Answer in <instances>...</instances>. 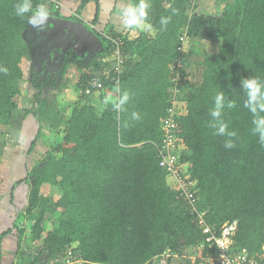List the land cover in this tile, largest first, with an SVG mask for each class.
<instances>
[{"label":"trees","instance_id":"trees-1","mask_svg":"<svg viewBox=\"0 0 264 264\" xmlns=\"http://www.w3.org/2000/svg\"><path fill=\"white\" fill-rule=\"evenodd\" d=\"M20 2L0 0V69H7L0 71V130L10 125L15 112L35 117L44 90L75 74L77 99L68 107L61 143L53 146L41 135L44 126L38 120L27 150L26 157L40 141L50 148L43 166L25 179L26 184L34 179L24 215L32 222V243L40 248L32 261L18 264H48L68 250L84 264H171L187 249L198 256L194 261L185 258L184 264H201L209 252L218 251L208 247L197 212L205 213L204 221L218 234L223 224L236 223L232 248L258 257L264 245V125L258 128L255 121L264 112L257 108L254 114L245 106L248 97L241 80L255 77L264 90V0L216 3L213 14L201 12L199 0H147V19L133 40L108 27L99 33V0H81L76 15L95 4L89 26L102 42V59L113 54L111 39H122L126 59L121 72L114 75L112 61L107 69L90 71L82 58L61 61L57 71H50L39 55L41 73L30 77L37 91L34 103L18 87L20 63L36 38L28 17L43 5L49 16L81 21L65 17L51 0H31L30 13L21 18L15 14ZM126 2L132 8L139 0ZM107 31L109 38L103 35ZM211 37L220 41L218 51L198 61V77L191 83V53L189 48L183 51V44ZM92 79L99 86H92ZM173 88L176 106L185 110L174 116L178 162L191 184L197 212L158 156L161 122L171 108ZM111 92L115 97L108 96ZM218 92L224 94V106L214 117ZM231 101L236 107L229 109ZM221 121L227 128L218 134ZM44 185L59 190L60 196L40 195ZM19 227L14 226L20 242Z\"/></svg>","mask_w":264,"mask_h":264},{"label":"rangeland","instance_id":"rangeland-1","mask_svg":"<svg viewBox=\"0 0 264 264\" xmlns=\"http://www.w3.org/2000/svg\"><path fill=\"white\" fill-rule=\"evenodd\" d=\"M199 1H201L200 2L201 12L206 13V14L208 13L213 14L215 13L216 3H220V2H224L228 0H199ZM80 2L81 0H78V3ZM91 3L94 4V2H91ZM110 4L114 5V2ZM124 9H126V3L123 0H117L116 14H118L119 17L117 16L116 20L118 24L117 26H119L120 24L121 30L128 29V26L124 27L125 24L123 21L125 18L121 16V12ZM77 16L79 17L80 15H77ZM89 23L91 24V21H89ZM86 24H88V22ZM141 27L142 25L139 28L131 30L132 34H129L127 39L133 40L136 37H138ZM109 33L110 32L107 31V32H104L103 34L106 35ZM219 45H220V41L217 38H212V37L207 40L193 39L190 42L189 40L184 42L183 48H182L183 51H186V48H189L190 53H191L190 56H191L192 64H191V68H189L190 71L188 70L189 73L191 74L188 80L191 83H194L198 77V72H197L198 67L196 65L198 61L202 60V58L206 54L217 52ZM39 55H41V53L38 47L36 46V44L34 43L31 53H29L28 57L22 59L20 63V67L23 72V77L19 81L18 87L20 89V93L22 97H24L25 99L33 103H34V99H35L37 91L33 89L31 82H30V77L32 73H35V72L41 73L40 71L42 69V65H39L40 64ZM52 60L53 58H50L51 62L49 64V67L47 66L48 70L54 71V69L56 68V71H57V69L60 66V63H59L60 59H57L54 62ZM96 60L97 59L93 58L91 61H89L86 64L85 68L89 69L90 71L93 70L94 72H96L97 71L96 65L97 63H99V61L98 60L96 61ZM46 63H47V59H46ZM66 80H67V82L65 83L67 85L66 87H70V89L74 92L73 87L76 82V74L70 78H67ZM54 92L55 90L49 89L47 94H45V96L43 97L42 105H40L35 111L36 117L37 118L41 117L40 119L41 121H43L42 123L44 124V130L42 131V134H46L47 139H50L53 142V146L60 144L62 141L61 130L63 128V123L69 117L68 109H70L68 108L69 106L61 107L56 103L57 101H59V96L57 95L55 97ZM112 93L113 92L108 94V96L109 97L112 96ZM113 96H114V93H113ZM177 111L179 112V115L185 113V110L181 106L177 107ZM37 118L24 117L22 113L15 112L12 116L10 125L0 130V170H1V167L8 168L7 165L12 164L14 161H15V164L22 165L24 169L26 170V172H29L30 170L34 169L37 166H43V160L49 157V149H50L48 148V146L45 145L44 141L39 142V145L35 147V150L27 157V159L23 157L24 154L27 153V150L31 144V141L33 140V137L37 132V129H38ZM46 128L48 131L46 130ZM42 139L44 140V138ZM33 185H34V179L32 177L30 180L29 193L31 189L33 188ZM39 190H40L39 192L40 195L50 196L54 200H56L60 196L59 190L52 188L48 185L39 187ZM18 221L19 220L15 218L13 220V223H18ZM29 229L31 231V226L29 227ZM29 238L31 239V236ZM197 256L198 255L194 253V249H187L182 253L181 256L173 257L171 260V264H184L185 258H188L194 261L197 258ZM32 259L30 261H32ZM45 261H47V258L45 259ZM157 262L158 260L154 261V263H157Z\"/></svg>","mask_w":264,"mask_h":264},{"label":"crops","instance_id":"crops-1","mask_svg":"<svg viewBox=\"0 0 264 264\" xmlns=\"http://www.w3.org/2000/svg\"><path fill=\"white\" fill-rule=\"evenodd\" d=\"M62 1H63L62 13L65 17H68V15L71 14L72 12L75 13V11H77L80 5V3H78V0H62ZM111 1L112 0H99L100 3L99 19H98V23L95 26L96 30L99 33L100 32L102 33L104 29L108 27L107 29H111L116 33L124 32L126 37H128L129 34H132L131 30L133 29L121 30L120 24L119 26H117L118 25L116 20V17L118 16V14H116L117 0H113L112 2ZM123 1L126 3V9L130 8L129 3L126 2V0ZM113 2L114 5L110 4ZM95 10H96L95 4L91 2L87 4L86 7L81 12V14H79L81 20H83L84 23L88 22V24H90L89 21L93 19ZM125 26L126 25H124V27ZM101 29H103V31ZM98 61L99 63L96 62L97 69L99 68L107 69L109 66H111L110 65L111 58H104V59L99 58ZM66 82L67 80L66 81L63 80L57 85L55 89H53L55 90L54 92L55 97L57 95L59 96V101H57L56 103L61 107L70 106V104L74 103L77 99L76 93L73 92L70 89V87H66L67 86L65 84ZM48 90L49 89L44 90V93L40 98L39 106L42 105L43 97L45 96V94H47ZM35 100H36V96L34 101ZM29 117H33V116H29ZM35 118H37L36 115ZM40 118L39 117L37 118V122L38 120L41 121ZM42 122L43 121H41V124L44 126ZM42 131H41V135H43L47 139L46 134H42ZM23 157L27 159L26 154H24ZM7 166L8 168L1 167L0 170V237H1L0 264H14V263H19L20 261L28 263L33 258V255H35L40 248L39 243L33 244L32 240L29 238L31 236L29 227L31 226L32 222H29L27 214L24 215L29 205L28 195L30 189L29 188L30 182L28 184H26L25 182V179L27 178L29 172H26V170L22 165L15 164V161L12 164H8ZM15 218L19 220L18 223H13V220ZM15 224L20 226L19 228H21V231H23L20 242L18 236V229L14 228Z\"/></svg>","mask_w":264,"mask_h":264},{"label":"built area","instance_id":"built-area-1","mask_svg":"<svg viewBox=\"0 0 264 264\" xmlns=\"http://www.w3.org/2000/svg\"><path fill=\"white\" fill-rule=\"evenodd\" d=\"M51 3H55V9L61 10L63 5L61 0H51ZM47 8V6H45ZM104 35V34H103ZM104 37L109 38V36L104 35ZM113 43V54L111 56L112 66L111 69L114 75L118 76L121 72L123 64L125 62L126 56L122 52V39L115 37L111 39ZM103 75L108 76V71H104ZM177 78V77H176ZM174 79V82L176 81ZM114 82L118 83V78H114ZM91 85L95 86L97 84V79L91 80ZM173 99L171 100V108L168 110V115L161 122V128L163 132V141L158 145V156L160 157V166L165 168L173 178L176 180L177 187L181 190L184 200L187 204L195 210L194 198L191 193L188 182L186 178H183V167L178 162V156L180 152V145L177 142L175 135L176 123L174 121V116L179 115L177 111L175 97L177 94L176 88L172 89ZM196 211V210H195ZM197 212V211H196ZM198 213V224L202 227L203 233L207 235L206 243H208L209 248H215L218 253L213 255L209 252L206 257L202 259L201 264H264V245L261 248V252L258 257L251 255L245 249L236 251L232 248V240L237 232L236 223H225L219 229V234L214 229L206 224L203 219L205 215L204 212ZM264 236V227H263ZM18 264V263H14ZM48 264H84L83 260L72 251H65L61 258L50 261Z\"/></svg>","mask_w":264,"mask_h":264},{"label":"clouds","instance_id":"clouds-1","mask_svg":"<svg viewBox=\"0 0 264 264\" xmlns=\"http://www.w3.org/2000/svg\"><path fill=\"white\" fill-rule=\"evenodd\" d=\"M61 3L63 4L62 0H61ZM150 7L151 5L150 3L147 2V0H139V3L135 7L124 9L121 12V16L125 18L123 21L124 24L134 29L139 28L143 24V22L147 19L148 11ZM31 9H32L31 0H21V2L18 3L15 7V14L18 17L24 18L27 14L30 13ZM59 11L62 12V9ZM70 16H74L77 19H79L80 17V16L78 17L76 13H73V12L68 15V17ZM48 17H49V13L47 9L44 8L43 5H41L39 10L32 12V14L28 17V19H29V23L33 27H38L39 25L46 24L48 21ZM65 19H68V18H65ZM80 21L83 22L82 20ZM161 22L166 23L167 21L162 18ZM148 27L149 29H151V25H149ZM0 71L6 72L7 69H0ZM241 85L243 89L245 90V93L248 97V100L245 106L248 107L251 110V112L254 114L257 112V108H259L261 112H264V90H262V86L258 83L257 78L253 77L250 79L241 80ZM126 99L127 97L125 96L121 100V103H123L124 100ZM214 101H215L216 111H214L212 115L214 117H219L220 109L224 106V94L222 92H218L214 97ZM227 107L229 109H232L236 107V104L234 101H231L228 103ZM255 123L257 124L258 128L264 125V117L259 118L258 120L255 121ZM226 128H227V125L225 123H223L222 121L219 122L218 134L225 133ZM261 141L262 143H264V134H262L261 136ZM227 146L231 147L232 145L229 144Z\"/></svg>","mask_w":264,"mask_h":264},{"label":"water","instance_id":"water-1","mask_svg":"<svg viewBox=\"0 0 264 264\" xmlns=\"http://www.w3.org/2000/svg\"><path fill=\"white\" fill-rule=\"evenodd\" d=\"M43 25L51 28V31L54 32V39L57 36L63 35V39L71 42V46L73 47L75 52L80 55H83L82 52L84 51L89 53L90 51H98V53H100L101 51L99 52V50H102L101 40L96 35H94L93 31L90 29V26L86 23L76 22L69 19H59L53 16H49L47 23ZM43 25H39L38 27L34 28L36 35L35 44L38 47L40 53L42 52L43 56H45V58L47 59L46 65L49 67V64L51 62L50 58H52V56L49 51H46L44 54V50L46 49V35L44 34L43 30H38ZM48 40V42H50L51 38H49ZM52 61L54 62L55 60ZM61 61L62 59L59 60V63ZM54 71H56V68L54 69Z\"/></svg>","mask_w":264,"mask_h":264},{"label":"flooded vegetation","instance_id":"flooded-vegetation-1","mask_svg":"<svg viewBox=\"0 0 264 264\" xmlns=\"http://www.w3.org/2000/svg\"><path fill=\"white\" fill-rule=\"evenodd\" d=\"M55 18H59V17H55ZM59 19H65V18H59ZM38 30H43L44 31V34L46 35V46H45V50H44V54L46 51H49V53H51V56L53 58V60H57V59H62V61L64 60H67L68 62L75 60L77 61L79 58H82L84 59L83 61L86 62V61H91L93 58L94 59H99L101 58L100 55L101 54H98L97 51H90L89 52H82L83 55H80L78 53L75 52V50L73 49V47L71 46L72 43L69 42L68 40H64L63 39V35L62 36H57L55 37L54 39V32L51 31V28L48 27V26H41L40 29ZM51 38V41L48 42L49 40L48 39ZM52 47V48H50ZM53 50V51H52ZM52 51V52H51ZM41 55L43 56L42 52H41ZM44 57V56H43ZM108 58V57H106ZM46 60V58H43ZM70 59V61H69ZM39 65L42 64V62L39 60ZM42 68H43V65H42Z\"/></svg>","mask_w":264,"mask_h":264}]
</instances>
